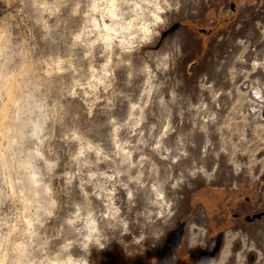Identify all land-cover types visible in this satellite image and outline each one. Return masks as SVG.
Listing matches in <instances>:
<instances>
[{
	"label": "clouds",
	"instance_id": "clouds-1",
	"mask_svg": "<svg viewBox=\"0 0 264 264\" xmlns=\"http://www.w3.org/2000/svg\"><path fill=\"white\" fill-rule=\"evenodd\" d=\"M0 264H264V0H0Z\"/></svg>",
	"mask_w": 264,
	"mask_h": 264
}]
</instances>
